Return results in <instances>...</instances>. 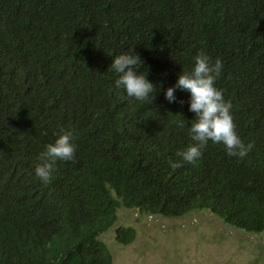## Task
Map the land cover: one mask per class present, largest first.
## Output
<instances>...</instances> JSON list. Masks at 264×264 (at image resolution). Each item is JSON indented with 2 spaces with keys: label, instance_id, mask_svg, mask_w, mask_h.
<instances>
[{
  "label": "trees",
  "instance_id": "trees-1",
  "mask_svg": "<svg viewBox=\"0 0 264 264\" xmlns=\"http://www.w3.org/2000/svg\"><path fill=\"white\" fill-rule=\"evenodd\" d=\"M121 207L264 232V0H0V264H113Z\"/></svg>",
  "mask_w": 264,
  "mask_h": 264
},
{
  "label": "rangeland",
  "instance_id": "rangeland-1",
  "mask_svg": "<svg viewBox=\"0 0 264 264\" xmlns=\"http://www.w3.org/2000/svg\"><path fill=\"white\" fill-rule=\"evenodd\" d=\"M119 226L135 228L134 240L119 243ZM101 238L113 264H264V232L231 227L207 210L166 217L121 207L116 223Z\"/></svg>",
  "mask_w": 264,
  "mask_h": 264
}]
</instances>
